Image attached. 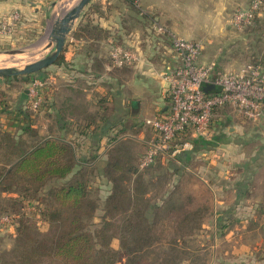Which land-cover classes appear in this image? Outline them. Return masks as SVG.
Segmentation results:
<instances>
[{
  "label": "crops",
  "instance_id": "crops-1",
  "mask_svg": "<svg viewBox=\"0 0 264 264\" xmlns=\"http://www.w3.org/2000/svg\"><path fill=\"white\" fill-rule=\"evenodd\" d=\"M202 7L196 0H92L67 38L63 59L44 69L49 107L41 116L54 115V138L70 144L85 167L97 163L98 176L110 159L132 161L134 170L126 172L132 193L141 180L142 207L163 210L162 216L149 215L161 241L144 254L168 258L166 264H264V131L255 133L261 142L248 151L250 131L221 119L211 143L176 158L159 157L145 172L138 166L157 137L146 119L165 112L170 102L159 71L179 64L169 33L205 43L210 31ZM86 22L98 28L96 35L77 36ZM155 23L167 32L159 33ZM113 45L131 49L138 60L115 65ZM13 104H0V130L21 131L24 101L18 97ZM158 185L161 194L151 201ZM187 185L197 199L181 198Z\"/></svg>",
  "mask_w": 264,
  "mask_h": 264
},
{
  "label": "trees",
  "instance_id": "trees-1",
  "mask_svg": "<svg viewBox=\"0 0 264 264\" xmlns=\"http://www.w3.org/2000/svg\"><path fill=\"white\" fill-rule=\"evenodd\" d=\"M83 25L76 32L77 36L81 33L96 35L93 31L97 27L91 29L88 22ZM46 72L42 70L36 74L45 80L42 76ZM28 76L0 77V83L9 85L13 79L25 81ZM0 96L4 97L5 92L0 90ZM19 98L24 101L19 135L0 130V196L17 194L16 198H29L46 190L47 183H51L47 195L53 204L47 219L56 226V231L36 238L25 230V226L19 228L18 258L9 264H143L146 256L143 250L161 241L155 238L157 224L149 222V215L162 216L163 210L154 212V209L148 211L142 207L147 201H143L146 199L138 193L144 187L141 180L135 181L133 189L136 193H132L131 178L126 174L134 170L132 161L123 158L107 162L103 176L107 177L110 189L102 197L100 188H94L90 178L93 173L77 160L70 144L54 137L31 143L20 135L33 131V116H39L49 107L47 95L37 111L30 110L26 89ZM3 102H6V109L14 105ZM16 111L20 112V109L17 107ZM218 121L216 119L214 127ZM192 140L194 149L198 144L207 145L212 141ZM93 190L98 195L93 196ZM0 209L5 211L6 207ZM100 210L101 223L91 229L89 226L95 225L94 218ZM116 237L120 239L118 249L112 246Z\"/></svg>",
  "mask_w": 264,
  "mask_h": 264
},
{
  "label": "rangeland",
  "instance_id": "rangeland-1",
  "mask_svg": "<svg viewBox=\"0 0 264 264\" xmlns=\"http://www.w3.org/2000/svg\"><path fill=\"white\" fill-rule=\"evenodd\" d=\"M77 1L0 0V18L6 20V27L0 29V66L25 65L46 55L51 49L48 46L50 43L48 33L54 17L56 18L67 11ZM196 2L197 4L200 2L203 4L201 14L203 26L208 27L210 31V36L208 38L204 37L205 43L201 39H187L201 42V59L199 61L204 64H211L216 69L227 73H238L252 63L264 72V0H260V4H257V6H255L258 2L257 0H210V7L207 9L205 8L206 0H196ZM199 10L201 9L199 8ZM238 13H249L250 15L248 19L239 23L236 19ZM16 15L17 17H15ZM195 18L199 19V16L196 14ZM191 24L195 26L194 22ZM155 26H159V23H155ZM182 26L193 28L189 24H182ZM193 30H195V27ZM159 33L162 34V32ZM174 35L178 36L176 33ZM19 49L22 52L16 54L8 53L10 50ZM52 68L53 66H50L48 69ZM164 69L159 71L160 75ZM40 79L41 77L36 73H32L29 74L25 81L23 79H13L9 85L1 84L0 90L5 92V96H0V104L1 101H9L13 104L25 89L28 94L27 100H29L33 83ZM43 81L47 83L45 84V87H47L49 81L47 79ZM42 113L39 114L40 117L38 115L33 116L34 125L31 133L21 132L22 134H20L31 143L40 142L45 137H54V115H52L53 119L49 118L46 120V117L41 116L43 115ZM216 119L226 120L227 124L231 125H244L240 129L250 131V136H246L250 139L246 144L248 151L255 148L256 144L261 142L254 135L255 133L264 131V108L256 120H250L241 115L238 110L227 106V108L223 107V111H219ZM35 131L37 135H35ZM226 131L228 132L229 129L227 128ZM14 135H19V132L16 131ZM159 157L162 156H158L155 162ZM151 167L152 165L146 168L139 167V169L145 172L146 169L149 170ZM87 168L93 173L90 178L93 181L94 188L99 187L100 195L103 197L107 194L110 187L107 177L94 174L99 169L97 163ZM262 174L264 172L259 174V176ZM50 185L51 183H47V189ZM157 188V193L154 190L150 197L151 201H156L161 194L160 185ZM47 189L39 194H32L29 198H16L17 194H15L16 196L14 194L0 196V208L1 206L6 207L5 211L0 209V217L7 215L10 218L9 222H1L0 225V264H9L18 258L16 247L19 244V228L25 226V230L36 238L48 236L52 231H56V226H53L47 219V213L53 204V201L47 195ZM188 189L187 185V191H183L180 194L181 198L187 201L197 199L196 194H191ZM91 194L95 196L98 195V192L93 190ZM102 197L101 201H103ZM101 216L102 211L100 210L94 218L95 225L91 223L89 226L91 229L97 228L100 225ZM24 243L26 244L27 242ZM155 244L150 245V247L155 246ZM112 246L118 249L120 247V239L114 238ZM167 260L168 258L146 255L143 264H166Z\"/></svg>",
  "mask_w": 264,
  "mask_h": 264
},
{
  "label": "built area",
  "instance_id": "built-area-1",
  "mask_svg": "<svg viewBox=\"0 0 264 264\" xmlns=\"http://www.w3.org/2000/svg\"><path fill=\"white\" fill-rule=\"evenodd\" d=\"M257 1L255 6L260 4ZM249 15L238 13L237 22L242 23ZM4 20L0 18V29L6 27ZM156 28L162 34L167 32L160 25ZM169 36L179 64L167 66L161 73L170 102L165 112L146 119L157 137L140 156V168L149 167L158 156L176 158L181 152L192 150V139H213L216 117L223 107H232L250 120H256L264 108V72L257 65L249 64L238 73L223 72L199 61L201 42L171 33ZM110 56L118 66L138 60L134 51L120 45L110 48ZM45 84L41 79L33 83L29 99L33 111L39 110L45 101ZM211 85L212 89L205 90ZM9 221L7 215L0 217V225Z\"/></svg>",
  "mask_w": 264,
  "mask_h": 264
},
{
  "label": "water",
  "instance_id": "water-1",
  "mask_svg": "<svg viewBox=\"0 0 264 264\" xmlns=\"http://www.w3.org/2000/svg\"><path fill=\"white\" fill-rule=\"evenodd\" d=\"M91 1L92 0H78L71 8L63 12L59 17H54L48 33V38L50 39L48 46L51 47V49L46 55L23 66L0 67V77L23 76L38 73L56 63L65 50L67 38L73 26ZM19 52L22 51L20 49L8 51L10 54H16ZM212 88V85L207 86L205 90H210Z\"/></svg>",
  "mask_w": 264,
  "mask_h": 264
},
{
  "label": "bare ground",
  "instance_id": "bare-ground-1",
  "mask_svg": "<svg viewBox=\"0 0 264 264\" xmlns=\"http://www.w3.org/2000/svg\"><path fill=\"white\" fill-rule=\"evenodd\" d=\"M59 16H60V15H59ZM59 16H58V17H59ZM20 65H24V64H17V65L15 64V65H9V66H8V65H4V66H0V67H5V66H7V67H11V66H20Z\"/></svg>",
  "mask_w": 264,
  "mask_h": 264
}]
</instances>
